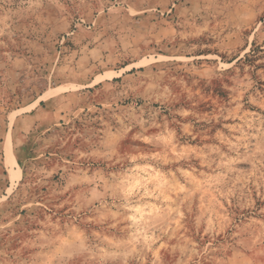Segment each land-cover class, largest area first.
<instances>
[{"label":"rangeland","instance_id":"1","mask_svg":"<svg viewBox=\"0 0 264 264\" xmlns=\"http://www.w3.org/2000/svg\"><path fill=\"white\" fill-rule=\"evenodd\" d=\"M0 264H264V0H0Z\"/></svg>","mask_w":264,"mask_h":264},{"label":"bare ground","instance_id":"2","mask_svg":"<svg viewBox=\"0 0 264 264\" xmlns=\"http://www.w3.org/2000/svg\"><path fill=\"white\" fill-rule=\"evenodd\" d=\"M8 150V149H7ZM20 175V174H19ZM14 177V176H13Z\"/></svg>","mask_w":264,"mask_h":264}]
</instances>
